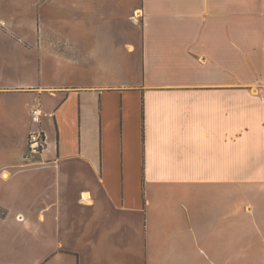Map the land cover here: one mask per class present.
Here are the masks:
<instances>
[{"label":"crops","instance_id":"obj_1","mask_svg":"<svg viewBox=\"0 0 264 264\" xmlns=\"http://www.w3.org/2000/svg\"><path fill=\"white\" fill-rule=\"evenodd\" d=\"M259 44L264 0H0V264H264Z\"/></svg>","mask_w":264,"mask_h":264},{"label":"built area","instance_id":"obj_2","mask_svg":"<svg viewBox=\"0 0 264 264\" xmlns=\"http://www.w3.org/2000/svg\"><path fill=\"white\" fill-rule=\"evenodd\" d=\"M33 115L37 118L41 114L38 110L33 111ZM46 138L42 132H33L28 140V152L32 156H39L44 150Z\"/></svg>","mask_w":264,"mask_h":264},{"label":"rangeland","instance_id":"obj_3","mask_svg":"<svg viewBox=\"0 0 264 264\" xmlns=\"http://www.w3.org/2000/svg\"><path fill=\"white\" fill-rule=\"evenodd\" d=\"M49 29H50V31H52L54 29V27L53 28L49 27ZM61 45H63V44H61ZM11 51H13L12 48H11ZM17 61H19V59ZM33 61H34V63L37 62V58H36L35 54L33 56ZM263 64H264V45L259 44L258 49L256 50V53H255L254 70L252 72V76L260 77L263 74V72H262V65ZM35 69H34V72H35Z\"/></svg>","mask_w":264,"mask_h":264}]
</instances>
